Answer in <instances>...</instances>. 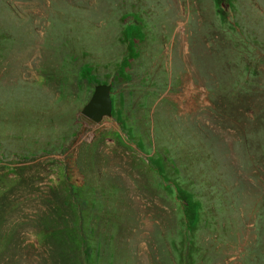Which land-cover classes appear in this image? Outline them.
Instances as JSON below:
<instances>
[{
  "label": "rangeland",
  "instance_id": "374dc122",
  "mask_svg": "<svg viewBox=\"0 0 264 264\" xmlns=\"http://www.w3.org/2000/svg\"><path fill=\"white\" fill-rule=\"evenodd\" d=\"M0 264H264V0H0Z\"/></svg>",
  "mask_w": 264,
  "mask_h": 264
},
{
  "label": "trees",
  "instance_id": "16d2710c",
  "mask_svg": "<svg viewBox=\"0 0 264 264\" xmlns=\"http://www.w3.org/2000/svg\"><path fill=\"white\" fill-rule=\"evenodd\" d=\"M149 161H150V159H149ZM167 166H170V165L167 164ZM167 166H165V167H167ZM171 166L175 170L177 169L178 171H181L180 168H178L176 165L172 164ZM150 167H152L158 173V175L162 179L165 187H167V188L173 187V186L175 187L176 196L179 199V201H181V203L183 204L182 208H183L184 214L186 215V217L188 219V220H186V222H187V225L189 227V230H193L195 225L199 221L200 208H201V203L199 202V198L197 197L196 193L193 190L188 189L184 185L179 184L178 181H174V183H173V179H170L168 176H166V174L160 169L159 166H157L155 164H151ZM71 193H72V191H70V193H68L69 203H66V204L70 207L74 206L78 210L81 207L80 201L77 199L73 200L72 197H74V196ZM70 195H71V197H70ZM65 201L67 202V200H65ZM74 228H72V229H74ZM64 235L73 241V243L70 247L71 251L82 250L83 253L87 254L86 257L88 258V256L90 255V250H88L86 246L84 247V243L78 244L75 242L76 239H75L74 235L72 234V230H65V229L64 230L59 229L57 231L53 230L51 237L53 236L52 238L54 240H56L57 237L60 239V237L64 236Z\"/></svg>",
  "mask_w": 264,
  "mask_h": 264
},
{
  "label": "water",
  "instance_id": "95a60500",
  "mask_svg": "<svg viewBox=\"0 0 264 264\" xmlns=\"http://www.w3.org/2000/svg\"><path fill=\"white\" fill-rule=\"evenodd\" d=\"M111 84H98L82 109V115L87 119L100 123L105 117L112 115L113 101L111 97Z\"/></svg>",
  "mask_w": 264,
  "mask_h": 264
}]
</instances>
